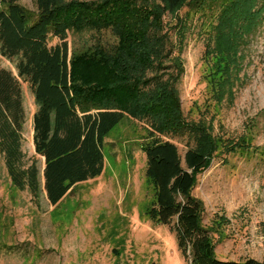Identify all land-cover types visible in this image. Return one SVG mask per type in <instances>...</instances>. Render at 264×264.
<instances>
[{"label":"trees","instance_id":"trees-1","mask_svg":"<svg viewBox=\"0 0 264 264\" xmlns=\"http://www.w3.org/2000/svg\"><path fill=\"white\" fill-rule=\"evenodd\" d=\"M19 1L0 0V55L13 68L0 66V157L11 186L27 191L36 204L45 192L57 206L72 188L104 174L105 141L117 126L144 125L145 178L153 193L147 215L169 228L183 261L261 264L217 259L203 225L205 206L193 192L218 143L206 126L184 119L176 89L183 63L173 56L164 16L174 17L181 46L184 7L205 23L213 16L206 57L215 60L208 78L221 101L242 38L258 24L264 0L255 12L256 0H34L36 11ZM69 32H107L113 43L99 39L70 52ZM55 38L60 43L50 45ZM24 87L36 107L33 144L44 159L43 185L38 158H28L23 149ZM183 134L194 143L184 158L176 144L163 140Z\"/></svg>","mask_w":264,"mask_h":264},{"label":"rangeland","instance_id":"rangeland-1","mask_svg":"<svg viewBox=\"0 0 264 264\" xmlns=\"http://www.w3.org/2000/svg\"><path fill=\"white\" fill-rule=\"evenodd\" d=\"M262 1L256 0L254 12ZM19 4L36 11L34 0ZM179 15L187 24L182 46L174 17L165 15L164 24L173 56L183 63L176 85L182 113L187 123L206 126L218 143L193 192L205 206L203 225L211 232L217 259L264 264V12L242 38L221 101L208 78L215 60L206 57L215 20L210 15L202 22L188 6ZM99 39L113 43L107 32L67 35L70 52ZM0 66L13 69L1 55ZM24 92L23 149L28 158H38L43 185L44 159L33 144L36 107L26 87ZM146 128L131 121L117 126L105 141L104 174L72 188L57 206L45 192L36 204L27 191L13 188L0 157V264H186L169 228L147 215L153 193L145 178ZM163 140L176 144L182 158L194 146L188 134Z\"/></svg>","mask_w":264,"mask_h":264},{"label":"crops","instance_id":"crops-1","mask_svg":"<svg viewBox=\"0 0 264 264\" xmlns=\"http://www.w3.org/2000/svg\"><path fill=\"white\" fill-rule=\"evenodd\" d=\"M100 178V177H99ZM98 179V178H97ZM94 180H96V179H94ZM94 180H90V181H94ZM90 181H87V182H90ZM86 183V182H85Z\"/></svg>","mask_w":264,"mask_h":264}]
</instances>
